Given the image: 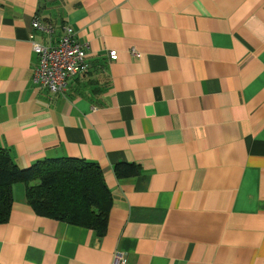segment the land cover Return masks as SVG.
<instances>
[{
  "label": "crops",
  "instance_id": "obj_1",
  "mask_svg": "<svg viewBox=\"0 0 264 264\" xmlns=\"http://www.w3.org/2000/svg\"><path fill=\"white\" fill-rule=\"evenodd\" d=\"M65 26L89 66L51 93L31 39ZM0 147L19 167L94 162L112 199L98 234L14 183L0 264H264V0H0Z\"/></svg>",
  "mask_w": 264,
  "mask_h": 264
},
{
  "label": "trees",
  "instance_id": "obj_2",
  "mask_svg": "<svg viewBox=\"0 0 264 264\" xmlns=\"http://www.w3.org/2000/svg\"><path fill=\"white\" fill-rule=\"evenodd\" d=\"M119 178L139 173L134 163H117ZM22 182L25 197L36 214L104 232L112 205L99 165L76 158H47L27 167L17 166L0 147V223L9 218L11 188Z\"/></svg>",
  "mask_w": 264,
  "mask_h": 264
},
{
  "label": "built area",
  "instance_id": "obj_3",
  "mask_svg": "<svg viewBox=\"0 0 264 264\" xmlns=\"http://www.w3.org/2000/svg\"><path fill=\"white\" fill-rule=\"evenodd\" d=\"M32 27L43 32H49V27L37 18L32 21ZM33 52L37 57V66L33 74V83L47 89L51 93H63L68 80L78 73L88 70L86 60L89 44L80 42L71 26H65L59 42L56 45H43L31 39ZM130 54L139 57L140 54L131 49ZM110 60L117 58L115 49L108 51ZM113 264H126L123 253L113 254Z\"/></svg>",
  "mask_w": 264,
  "mask_h": 264
},
{
  "label": "rangeland",
  "instance_id": "obj_4",
  "mask_svg": "<svg viewBox=\"0 0 264 264\" xmlns=\"http://www.w3.org/2000/svg\"><path fill=\"white\" fill-rule=\"evenodd\" d=\"M21 184V183H20ZM22 185V184H21Z\"/></svg>",
  "mask_w": 264,
  "mask_h": 264
}]
</instances>
